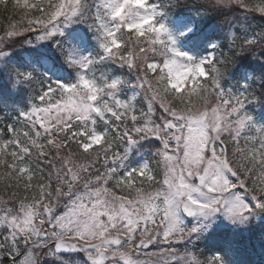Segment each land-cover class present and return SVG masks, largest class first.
Instances as JSON below:
<instances>
[{
  "label": "snow or ice",
  "instance_id": "1",
  "mask_svg": "<svg viewBox=\"0 0 264 264\" xmlns=\"http://www.w3.org/2000/svg\"><path fill=\"white\" fill-rule=\"evenodd\" d=\"M0 6V264L264 252V0Z\"/></svg>",
  "mask_w": 264,
  "mask_h": 264
},
{
  "label": "trees",
  "instance_id": "2",
  "mask_svg": "<svg viewBox=\"0 0 264 264\" xmlns=\"http://www.w3.org/2000/svg\"><path fill=\"white\" fill-rule=\"evenodd\" d=\"M196 0H183V3L186 4H192L195 3ZM2 6H0V12H2ZM183 11V9L178 10ZM2 22V20H0ZM211 21H205L203 22V25L207 27L208 24H210ZM28 53L25 51H20L18 53V57L26 56ZM250 62L249 60H242L240 61L241 68L243 66L247 65ZM241 68L236 69V72L238 73ZM256 117L260 119L261 121H264V105H258L257 111L255 112ZM241 239L244 242V246L241 249V258L245 261V264H264V252L261 251L258 245L253 246L252 243H250L246 238L241 237Z\"/></svg>",
  "mask_w": 264,
  "mask_h": 264
},
{
  "label": "rangeland",
  "instance_id": "3",
  "mask_svg": "<svg viewBox=\"0 0 264 264\" xmlns=\"http://www.w3.org/2000/svg\"><path fill=\"white\" fill-rule=\"evenodd\" d=\"M258 106V105H257Z\"/></svg>",
  "mask_w": 264,
  "mask_h": 264
}]
</instances>
